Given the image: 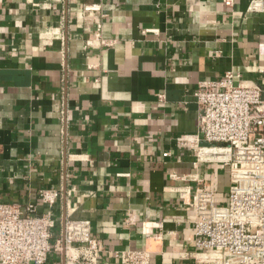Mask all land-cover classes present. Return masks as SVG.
<instances>
[{
  "label": "crops",
  "instance_id": "crops-1",
  "mask_svg": "<svg viewBox=\"0 0 264 264\" xmlns=\"http://www.w3.org/2000/svg\"><path fill=\"white\" fill-rule=\"evenodd\" d=\"M251 2L0 0V202L44 211L39 190L64 189L44 264H66L67 216L91 221L100 264L145 248L150 264H199L189 202L216 188L225 203L230 178L177 138L200 133L199 81L263 82Z\"/></svg>",
  "mask_w": 264,
  "mask_h": 264
},
{
  "label": "built area",
  "instance_id": "built-area-1",
  "mask_svg": "<svg viewBox=\"0 0 264 264\" xmlns=\"http://www.w3.org/2000/svg\"><path fill=\"white\" fill-rule=\"evenodd\" d=\"M223 2L231 8L236 0ZM248 10L264 12V0H252ZM258 47L264 59V41ZM259 72L262 83L243 84L233 71L199 81L195 98L200 133L177 138L192 147L199 162L224 164L230 178L225 203L216 202V188L197 190L189 202L195 212L194 256L199 264H264V64ZM200 139L206 144L201 145ZM178 190L184 201L191 194L187 187ZM63 191L62 187L39 190L44 211L35 202H0V264L46 262L56 226L51 208ZM54 246L64 252L66 264H100L103 243L92 235L88 219L67 216ZM115 256L121 264L151 262L146 248L116 251Z\"/></svg>",
  "mask_w": 264,
  "mask_h": 264
}]
</instances>
